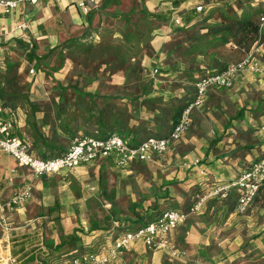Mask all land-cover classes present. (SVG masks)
Segmentation results:
<instances>
[{"label": "crops", "instance_id": "crops-1", "mask_svg": "<svg viewBox=\"0 0 264 264\" xmlns=\"http://www.w3.org/2000/svg\"><path fill=\"white\" fill-rule=\"evenodd\" d=\"M77 1L79 0H39L35 6L22 5L12 13L9 24H6L5 18H0V36L3 35L5 41L20 38L25 43L26 38H30L36 42L39 50L45 47L55 48L84 28L86 17L77 9L75 4ZM187 4L189 2L181 5L175 13ZM171 9L172 7H169L164 10ZM22 22L27 23L28 29L24 32L17 31L16 25ZM92 23H95L94 20ZM171 33V27L155 32L150 45L152 54L147 52L141 56L144 68L150 63L157 67L154 69L157 71V77L151 75L147 78L144 72L137 78L136 84H139L137 93L133 96L129 94L119 97L122 100L139 98L129 100L133 107L127 118L119 119L112 116L106 120L118 124L112 129L130 145H137L148 137L166 136L171 130L176 110L194 98L196 79L217 73L210 69L212 52H207L206 56L194 54L185 57H181L179 52H173V45L176 43H172ZM262 39L260 59L264 62V32ZM223 54L225 55L219 59L228 63L238 62L243 58L240 52L223 51ZM110 81L114 86L122 88L129 83V79L122 74L110 75ZM148 82H151V89L144 90ZM122 90L127 92L126 89ZM17 112L18 107L12 112L14 133L20 134V139L28 146L32 145L34 137L27 123L30 116L27 117L26 111H23L21 114L23 117H19ZM39 114L37 113L36 117ZM36 122L40 131L39 127L43 122L40 124L38 118ZM24 127L28 130V136L22 132ZM262 127H264V74L243 72L238 75L231 89L216 87L208 89L202 104L191 112L187 132L172 142L164 154L145 162L162 175L148 187L152 205L143 207V202L138 204L139 208L142 207L146 211L145 218L138 217V225L146 224L150 217L156 218L162 211L167 210L163 208L171 203L175 209L170 210L185 211L186 209H181L191 206L196 194H204L212 186L234 181L255 162L263 159L264 132L260 130ZM32 154L35 155L34 152ZM98 161H108L117 168L111 159H98L92 163ZM90 164L77 168L74 173L64 172L55 176L64 181L69 175L84 172ZM145 164L139 162L125 169H117L130 174L132 167ZM29 174L27 169L20 167L11 158L1 156L0 198L5 200L11 197L28 181L32 183L35 191L37 185L52 177L34 180L28 178ZM231 193L235 196V191H230ZM107 206L110 208V205ZM23 208L24 206L10 215L12 232L9 236L5 237L0 231L1 250L8 254L10 251L14 252L18 264H64L65 258L69 256L72 258L77 253L93 252L99 243L101 245L112 243L118 236L112 238L107 230H98L101 232L96 234L90 229L88 231L74 229L76 231L73 233L80 240L78 244L73 242L76 247L70 248L71 243L63 246L59 253L50 255L44 245L52 241L56 247L63 237L50 238L42 233L35 234V231H32L34 228L31 220L25 218ZM234 208L235 200L229 203L219 200L207 201L199 214L190 217L184 225L170 233L169 239L179 252L176 257L167 252L148 250L140 243H134L112 264H223L225 247L228 242V247L236 244L238 238L232 237V234L237 231L240 220L244 217L237 215ZM253 210L252 206L249 211ZM100 234L106 235L101 237Z\"/></svg>", "mask_w": 264, "mask_h": 264}, {"label": "rangeland", "instance_id": "rangeland-1", "mask_svg": "<svg viewBox=\"0 0 264 264\" xmlns=\"http://www.w3.org/2000/svg\"><path fill=\"white\" fill-rule=\"evenodd\" d=\"M171 1L112 0L107 3L110 4L107 8L96 14L93 28H89L85 20L83 29L52 49L45 47L39 50L35 41L26 38L25 44L29 48L36 46V55L44 57L38 69L24 63V51L14 41L0 46V74L3 77L0 81L13 80L21 97L17 106L19 117L23 111H26L27 117L33 109L39 111L41 114L36 118L40 124L43 122L39 127L42 135L48 137L54 147L67 148L73 140V132L76 136L95 133L100 131L98 121L112 116L127 118L133 105L119 97L135 95L139 85L136 84L137 78L144 72L147 78L158 75L153 74L157 68L153 63L146 68L142 63L145 53L152 54L150 45L154 33L171 27L172 43L185 40V31L178 33L172 28L175 16L198 5L203 6L204 14L210 17L205 27L221 23L225 16L232 18L241 14L236 0H213L214 5L210 8H205L202 0H189V4L166 20H149L144 16L143 11L165 13V8L172 7ZM251 2V5H260L264 11V0ZM245 9L248 12L252 10L249 5H245ZM12 15H1L0 12V18L7 20L6 24H9ZM192 26L191 31H196L198 27ZM205 32V29L201 30V33ZM4 42L2 35L0 43ZM221 50L228 52V48ZM12 64L15 66L10 68ZM112 74L128 77L129 83L125 88L114 86L110 81ZM133 83L135 85L132 86ZM3 87L0 84V89ZM175 87L176 84L173 90ZM58 108L61 112L59 116ZM59 123L67 126L65 132L59 130ZM27 131L26 127L22 130L25 136H28ZM130 171L129 174L108 161H98L87 166L84 172L69 175L64 181L52 176L37 185L32 199L23 208L25 218L31 220L35 234L42 233L50 238L64 237L77 229L88 231L93 226L106 228L112 238L124 230H133L139 226L138 217H146V211L138 207L139 202H143V207L152 205L148 187L162 174L146 164L132 167ZM28 178L33 179L30 174ZM260 188L253 204L243 215L247 218L242 217L237 231L232 234V237L238 238L236 244L228 247V242L225 247L223 264H264V185ZM252 206L254 210L250 212ZM165 208L175 209L173 203ZM93 232L97 234L101 231ZM100 235L104 237L106 234ZM100 246L101 243L95 251ZM75 247L73 243L70 245V248ZM68 259L70 256L64 260Z\"/></svg>", "mask_w": 264, "mask_h": 264}, {"label": "built area", "instance_id": "built-area-1", "mask_svg": "<svg viewBox=\"0 0 264 264\" xmlns=\"http://www.w3.org/2000/svg\"><path fill=\"white\" fill-rule=\"evenodd\" d=\"M38 2L39 0H0V12L3 15H10L22 5L35 6ZM99 2L79 0L75 4L84 17L91 10L90 5L97 8ZM196 10L200 12L201 8L198 6ZM174 22L179 24V19L175 18ZM258 26V38L249 50L232 46L233 50H238L243 54L240 61L228 64L221 72L209 74L195 81L193 101L182 111L178 122L166 136L150 137L137 145H130L115 133L106 137H98V132L94 131L92 135H80L74 138L66 153L61 157L51 159L36 157L30 152L29 146L14 135L15 123L12 113L4 105L0 90V157L4 155L14 160L20 167L27 169L34 180L62 175L64 172L74 173L77 168L98 159H111L119 169H125L134 163L145 164V162L152 161L153 158L164 154L172 142L187 132L190 127L191 112L202 104L208 89L212 87L231 89L238 75L243 72L264 74V62L260 59L264 12L258 17ZM15 29L24 32L28 29V25L22 22L16 25ZM154 73L157 71L154 70ZM260 130L264 132V127ZM263 185L264 158L255 162L249 170L234 181L225 185L212 186L204 194H196L194 202L185 211H162L154 220L136 229L124 230L112 243L100 246L97 251L77 253L64 264H112L122 256L124 250L134 243H140L148 250L167 252L172 257H176L179 252L169 239L170 233L184 225L190 217L199 214L207 201L226 202L230 191H235L234 212L242 216L253 204ZM89 189L92 190V188ZM33 192V185L28 181L11 197L5 200L0 198V231L5 237L12 232L10 215L25 206L32 199ZM0 264H17V262L0 247Z\"/></svg>", "mask_w": 264, "mask_h": 264}, {"label": "trees", "instance_id": "trees-1", "mask_svg": "<svg viewBox=\"0 0 264 264\" xmlns=\"http://www.w3.org/2000/svg\"><path fill=\"white\" fill-rule=\"evenodd\" d=\"M112 0H101L99 2V6L95 8L93 5H90L91 10L89 13L85 16L86 22L88 23V27H93V20L96 18V14L102 12L104 8H107L110 4H107L111 2ZM213 0H202L205 4V8H210L212 5ZM188 0H172L171 5L172 9L165 11V13H151L148 11H143V14L146 18L149 20H166L169 17H172L175 15V10L178 9L181 5L188 3ZM106 3V4H105ZM236 3L240 5V15H234L232 18L224 17L221 23L207 25L204 27V25L208 22L210 17L208 15L204 14L203 6L198 5L201 8V11L203 13H199L196 8H191L188 10H185L180 15L175 16L179 19V24H175L174 19L172 20V28L174 32L182 33L186 32L185 40L182 43H176L173 45V52H179L181 54V57L189 56V55H202L206 56L207 52H212L210 54L211 59V70H215V72H221L223 71L226 66L230 63L224 60H220L223 54V51L221 49L228 48V51L230 52H240L238 50H233L232 46L235 45L241 49H245L246 51L250 49V47L256 42L258 38L259 33V26H258V17L262 11L260 8V5H251V0H236ZM245 5H249V7L252 9L250 12L246 11ZM200 11V12H201ZM204 14V15H203ZM221 16V15H220ZM195 23V24H194ZM198 27L195 31H191L193 26ZM192 26V27H191ZM202 28V29H199ZM205 29V33H201V30ZM193 32H195L193 34ZM15 43H17L20 47L23 49V61L26 62L29 66L32 68L38 69L41 62L43 61L44 57H39L36 55V46H31L30 48L25 44V42L20 39L16 38L13 39ZM10 42L5 41L4 43H0V46L2 45H9ZM241 53V52H240ZM228 55V54H227ZM220 58V59H219ZM5 63H9L8 61H5ZM8 66V65H7ZM15 66V64L10 65V68ZM204 77V76H203ZM201 78V77H199ZM197 78V79H199ZM0 79H3L2 73L0 74ZM129 78L127 77V80ZM196 79V80H197ZM0 84H3L4 87L1 90L2 98L4 105L9 109V111L12 113L15 108L20 104V96L15 89V85L13 83V80L5 81V83H2L0 81ZM151 82H148L147 85H145L144 90H150L151 89ZM88 95V94H87ZM139 98L136 97L134 99L129 98V100H138ZM193 101V98L188 101L187 104L181 105L175 112L172 118V124L171 129L175 126V124L178 122V119L182 113V111L186 108V106ZM58 116L61 114L60 109H57ZM40 113L39 111H35L33 109L32 114L30 115L29 120L27 123L30 125L32 129V134L34 137V141L32 145H29L30 152H34L36 157H39L41 159H51L56 157L63 156L69 146L67 148L64 147H54L51 140H49L48 137H45L42 135V133L38 129V124L36 122V114ZM41 114V113H40ZM61 116V115H60ZM44 118V117H43ZM98 125L100 128V131L98 132V137H106L111 133H116L114 126L118 125L112 121L106 122V120L98 121ZM66 127L64 124L59 123L58 128L59 130H62L63 132L66 131ZM171 131V130H170ZM93 133H85L82 135H92ZM14 135L17 136V138L20 139L19 135L17 133H14ZM75 133H72V138H76ZM150 138V137H148ZM146 138V139H148ZM145 139V140H146ZM21 140V139H20ZM22 141V140H21ZM26 144L25 141H22ZM27 145V144H26ZM28 146V145H27ZM235 200V196L233 193H231L228 197L227 201H233ZM228 202V203H229ZM55 208H58L57 206ZM154 220V217H150V221ZM146 222V223H148ZM145 224V223H142ZM141 224V225H142ZM94 230H103L106 231L107 229H100L99 226H93L90 228V231ZM79 243L80 240L77 237L75 233H72L70 235L64 236L60 243L56 245V247L53 246V242L50 241L49 243H46L44 245L45 249L49 251L50 255H54L60 252L61 248L65 245L71 244V243ZM11 257L16 259V262L18 264V259L16 258L14 252L10 251ZM46 264V263H44Z\"/></svg>", "mask_w": 264, "mask_h": 264}]
</instances>
